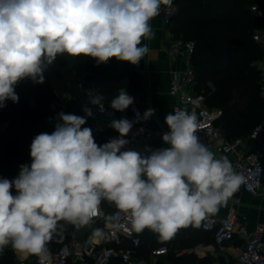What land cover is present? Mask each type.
Returning a JSON list of instances; mask_svg holds the SVG:
<instances>
[{
  "label": "clouds",
  "instance_id": "clouds-1",
  "mask_svg": "<svg viewBox=\"0 0 264 264\" xmlns=\"http://www.w3.org/2000/svg\"><path fill=\"white\" fill-rule=\"evenodd\" d=\"M173 0H0V108L18 102V83L45 82L44 70L57 55L87 57L96 65L111 59L138 65L154 38L151 21ZM102 96L89 103L101 106ZM134 103L125 88L110 101L124 112ZM85 116L60 113L51 133L36 135L31 163L12 180L0 178V255L11 247L21 257L36 255L44 264L46 244L62 227L89 225L108 202L141 232L168 238L179 227L198 225L230 199L243 182L226 157L217 158L196 134L194 115L174 111L165 117L167 148L143 155L122 150L133 127L112 120L119 136L98 145ZM155 109L136 121L148 120ZM12 189L15 190L13 194Z\"/></svg>",
  "mask_w": 264,
  "mask_h": 264
},
{
  "label": "trees",
  "instance_id": "trees-1",
  "mask_svg": "<svg viewBox=\"0 0 264 264\" xmlns=\"http://www.w3.org/2000/svg\"><path fill=\"white\" fill-rule=\"evenodd\" d=\"M178 14L170 26L176 38L196 43L193 64L196 71L197 90L206 97L211 109L222 110L216 125L222 127L232 140L249 138L259 128L251 151L259 153L264 164V97L257 62L262 58L261 47L254 40L257 30H264V19L254 18L250 7H264V0H175ZM45 82L36 84L24 79L15 91L19 100L6 101L0 108V178L14 179L17 165L29 161L33 138L51 133L55 125L46 122L54 101L64 94L74 97L73 114L84 116L83 108L89 107L90 95L80 86H91L110 107V101L125 88L133 96L142 89L138 73L128 62L111 59L107 64L96 65L87 57L57 55L44 70ZM126 111V110H125ZM119 133L111 128L93 133L95 142L103 145ZM13 193L15 190L12 189ZM110 215L117 208L103 202ZM56 234L47 242L46 248L55 250L72 240L76 227L61 222ZM143 240L142 256H149L153 248L171 245L168 261L172 264H211L210 258H199L195 253L178 255L176 249L193 248L198 243L214 242L213 234L198 225L179 227L172 236L162 238L145 229L138 232ZM160 242V243H159ZM15 251L8 247L0 255V264H14Z\"/></svg>",
  "mask_w": 264,
  "mask_h": 264
},
{
  "label": "built area",
  "instance_id": "built-area-1",
  "mask_svg": "<svg viewBox=\"0 0 264 264\" xmlns=\"http://www.w3.org/2000/svg\"><path fill=\"white\" fill-rule=\"evenodd\" d=\"M173 0L171 9L162 6L161 12L166 16L167 23L178 14L179 8ZM250 13L254 18L264 19V7L254 4L250 7ZM255 42L261 47L263 56L257 65L261 71L260 87L264 97V30L254 33ZM171 51H179L184 58L185 67L181 71H174L171 76L170 94L176 98L174 111H184L195 116L197 122L196 134L200 141L219 157H226L231 161L233 169L243 177V188L254 195L264 194V164L259 153L245 150L248 138L232 140L226 131L216 125V120L222 115V110L211 109L206 102V97L197 90L196 71L193 57L196 53V43L192 40L179 39L171 45ZM83 87L90 96H98L96 89L91 86ZM145 101L148 102L146 96ZM74 97L64 94L54 101L46 122L50 125L61 123L60 113L73 114ZM96 108L99 114H111L110 109L104 103ZM130 111L135 115L142 111L138 103L130 105ZM127 118L126 113H121L119 119ZM129 120V119H128ZM259 128L258 130H260ZM258 130L249 138L255 140ZM119 136V135H118ZM116 136V137H118ZM114 137V138H116ZM128 144L122 150H135L143 155H148L155 148L150 143V133L145 126H133L125 137ZM31 163L21 162L17 165V175L20 166ZM14 194V193H13ZM224 203L218 206L215 213L207 214L201 219V227L204 231L213 234L214 247L224 249L234 245L236 241H243L240 255L235 264H264V227L259 226L255 231L249 232L242 225L246 217L241 215L234 206H230L224 214L220 210ZM101 212L89 224L90 230L83 239L73 238L63 243L55 250L47 248L44 264H149V259L168 257L171 248L164 244L153 248L149 256L140 253L143 240L132 227L126 216L119 210H114L110 215L106 213L103 204ZM200 249L205 248L203 245ZM181 255V254H179ZM27 257H21L15 253L14 264H26ZM35 264H40V258L35 255ZM163 264H172L164 262Z\"/></svg>",
  "mask_w": 264,
  "mask_h": 264
},
{
  "label": "crops",
  "instance_id": "crops-1",
  "mask_svg": "<svg viewBox=\"0 0 264 264\" xmlns=\"http://www.w3.org/2000/svg\"><path fill=\"white\" fill-rule=\"evenodd\" d=\"M151 26L154 32V38L150 41H144L149 48V52L138 65H132L143 84L142 89L136 92L132 97H134V100L138 103L142 111V116L149 108L155 109V113L148 120L135 122L136 117L130 111V106L124 112L128 119L133 121V126L147 127L150 133L151 145L155 149H160L169 147V145L163 142L162 136L169 131L165 123V117L167 114L173 113V106L176 102V98L170 94L171 76L174 71L183 70L185 62L182 53L179 51H171L172 43L182 38H176L174 36L170 23H167L166 16L163 12L151 21ZM146 96L148 102L145 101ZM101 103H104V101L101 100ZM97 107V105L89 103V108H91L93 115L87 117L86 124L82 126L91 128L92 134L111 129V121L114 119L118 120L121 114L114 113L111 110V114H99L96 111ZM96 143L98 144V142ZM245 144V150H251L254 140L248 138ZM215 154L217 158H220L217 153ZM234 159L235 155H232L231 161ZM231 205L234 206L241 215L246 217V221H244L242 226L247 231L253 232L259 226L264 227V194H251L240 185L234 195L224 203L219 213L224 214ZM84 227L87 229L83 230V232L76 229L74 233L75 238L83 239L86 236L87 232L90 230V226L87 225ZM200 245H203L205 248L200 249ZM242 246L243 241H236L234 245L226 246L224 249L220 250L214 247V242L212 240L207 244L198 243L193 248H183L182 250L176 251L178 255L195 253L199 258H210L212 260L211 264H235L240 255ZM26 257V264H35V255H26ZM149 260L157 264H163L166 261L169 262L168 257L152 258Z\"/></svg>",
  "mask_w": 264,
  "mask_h": 264
},
{
  "label": "rangeland",
  "instance_id": "rangeland-1",
  "mask_svg": "<svg viewBox=\"0 0 264 264\" xmlns=\"http://www.w3.org/2000/svg\"><path fill=\"white\" fill-rule=\"evenodd\" d=\"M258 63V62H257ZM77 229V228H76ZM87 228H85V227H81V228H79V229H77V230H79L80 232H83V230H86ZM160 243V242H159ZM169 247L170 248H172L171 247V245H169ZM177 251H178V248L176 249ZM149 264H157V263H155L154 261H152V260H149Z\"/></svg>",
  "mask_w": 264,
  "mask_h": 264
}]
</instances>
